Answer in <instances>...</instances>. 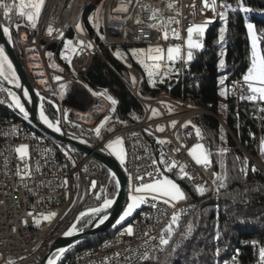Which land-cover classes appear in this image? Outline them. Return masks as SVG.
Listing matches in <instances>:
<instances>
[{
	"label": "built area",
	"instance_id": "2783aa9c",
	"mask_svg": "<svg viewBox=\"0 0 264 264\" xmlns=\"http://www.w3.org/2000/svg\"><path fill=\"white\" fill-rule=\"evenodd\" d=\"M200 1L139 0L137 3L136 0H132L129 3L128 0H45L35 29L22 25L17 31L16 24L13 26L23 68L34 86L56 102L64 128L67 125L69 128H85L94 132L100 121L113 112V106L106 99L110 95L104 89H90L81 80L92 58L94 56L103 58V48L133 78L136 76V71L130 70L122 60H117L111 54L112 49L113 51L122 49L133 58L132 50H146L150 45L155 46L157 43L165 48L170 44L182 43L173 39L171 33H169V41L159 40L158 33L148 27L149 23H153L149 20L151 11L142 5H149L151 9L163 8L168 3L176 5V10L181 13L176 17L180 24L173 27H178L181 36L186 37V28L193 23L202 24L208 19L213 23L217 19L211 10L201 14ZM19 2L20 0H15L17 8ZM122 3L129 11H114ZM91 4H94L91 11L93 17L99 10L101 18L100 25L98 29L96 28L97 35H94L90 23L93 32L89 33L83 21L87 6ZM190 5L195 7L191 8ZM167 15H175V12L166 11L165 16ZM137 19L144 23L137 24ZM78 24L83 31L77 28ZM49 27L53 29L51 36L48 35ZM61 33L63 36L60 35ZM100 35L105 38L100 39ZM154 36L157 39L154 40ZM67 40H72L74 44L83 40L86 43L90 42L93 47L79 55H74L70 50L65 49ZM62 55H67L70 62L63 59ZM170 63L165 61L159 71L169 70ZM54 66L58 69H54ZM190 71L191 62L186 64L177 60L171 64L168 77H158V85L167 84L171 87L178 81H183ZM52 75L61 79L55 80ZM130 85L128 86L130 91L143 107V119L135 124L113 120L110 123H112L111 129L114 130H108L100 137L94 132L95 142L92 143L99 149L105 150L106 144L114 137L123 138L126 156L122 169L127 180L128 194L131 193L130 185L134 186L137 183L130 182L129 175L135 176L151 170L152 161L159 160L161 152L169 162L175 161L178 166L186 165L185 170L193 179H185L194 190L197 185L205 186L207 190L204 195H199L195 191L197 197L211 194L215 190L212 165L206 170L203 166L195 165L188 155L189 149L197 142L209 152L204 132L198 127L202 138H197L192 127L193 116L187 114L185 109L180 115H172L168 112L171 108L168 104H179L181 107H187V104L172 98H169L168 103L158 97L143 98L137 94V80L135 84L133 81L130 82ZM241 91L244 95L249 94L242 76L239 75L229 82L226 92L238 105L242 101L239 98ZM93 93L104 95H93ZM262 107V104H258L256 112L250 117L255 124V132H251L250 135L254 140L255 151L260 147V140L264 139V111L260 110ZM152 109H156L161 115L159 119H151ZM189 121L191 124L184 127L183 125ZM173 122H176L175 127L172 126ZM160 124L164 125V132L158 131ZM103 131L104 129L101 132ZM158 139L166 143L160 144L157 142ZM21 145L28 146L29 155L26 160L30 175L25 174L24 162L15 151ZM176 148H180V151L175 152ZM244 153L264 174V164L248 152L244 151ZM100 174H102L101 167L97 162L87 156L77 157L65 144L48 137L19 116L0 86V264H8L9 261L12 264L39 263L52 241L74 224L81 205L92 196L91 182H96L95 191L102 187ZM166 174L179 177L178 168L174 169V173ZM152 203L149 198L130 220L129 224L134 227L133 235L126 234L125 226L117 227L96 243L75 247L60 264L143 263L145 260H139L138 257L145 251H148L149 255L154 252L152 249L158 246L160 232L170 222L173 212L179 214V221H182L194 206L192 201L178 202L174 208L163 204L153 207ZM29 212L32 215H29ZM49 212L57 215L46 222L39 224L35 222L38 216ZM24 221L28 223L25 224ZM145 232L148 233L147 236L144 235ZM151 237L157 239L152 240ZM253 242L245 240L242 243L243 246L249 244L252 253V259L245 264H260L261 245L255 241L254 246ZM238 252L239 250L224 264H239Z\"/></svg>",
	"mask_w": 264,
	"mask_h": 264
},
{
	"label": "trees",
	"instance_id": "16d2710c",
	"mask_svg": "<svg viewBox=\"0 0 264 264\" xmlns=\"http://www.w3.org/2000/svg\"><path fill=\"white\" fill-rule=\"evenodd\" d=\"M5 2L13 4L14 11L11 15V23H8L3 18V11L0 9L2 22L10 28L13 50L20 58L13 27L19 19L17 6L15 0H5ZM220 2L221 0H218V3ZM225 2L231 4L232 7H237L238 4V0H225ZM243 3L252 9L250 13L240 11L235 13L229 11L228 13L227 30L223 41L225 65L222 75L225 79V86L232 79L246 74L250 67L251 51L247 36V22L254 24L259 50L261 55H264V0H243ZM87 7L83 21L87 31L92 33L88 15L94 8V4ZM201 42L203 48L194 50L191 71L183 81H178L171 87L167 84L154 87L143 78L137 85V94L143 98H154L160 92H164L172 99L208 112L205 115L192 117L191 121L204 132L214 174H220L225 186L217 192L216 188L221 181H215V190L211 194L197 197L194 188L186 179L182 180L173 176L187 196V199L182 201H192L194 206L186 218L179 221V226L173 225L174 235L166 250L161 252L157 247L150 254L152 257L157 253L152 264H223L238 250L239 263L245 264L252 259V253L249 244L242 245L243 241L253 240L264 246V174L238 146L241 144L251 156L257 157L264 164V154L260 147L255 151L254 140L250 138L251 132H255V124L250 117L256 112L258 104L264 107V103L240 101L237 105L226 95L224 110L221 113L217 98L220 60L218 18L206 28ZM102 53L103 58L97 56L92 58L81 80L90 89H104L118 101L115 105V112L111 113L112 120L135 124L144 116L143 107L130 91L128 87L130 82L124 81V68L103 48ZM50 98L52 99L51 96ZM45 105L47 112L55 117L51 105L48 103ZM219 120L223 122L226 131ZM65 127L69 128L67 125ZM69 129L88 142H95L94 138L90 137L91 131L88 132L78 127ZM221 149L227 151L221 153ZM73 153L77 157H82L76 151ZM245 159L247 165L244 164ZM253 166L256 168L255 172L252 171ZM241 168H245V172H241ZM101 172L104 175V190L100 199H87L81 205L80 211L87 207H95L101 199L112 198L115 194L114 179L109 176L106 169L102 168ZM86 223L85 218L77 224V228ZM189 224L191 232H187ZM116 228L112 226L83 244L96 243ZM174 247L176 248L175 254L172 253ZM217 249L220 250L219 256H216ZM146 262L148 260L141 264Z\"/></svg>",
	"mask_w": 264,
	"mask_h": 264
},
{
	"label": "snow or ice",
	"instance_id": "6c2138e0",
	"mask_svg": "<svg viewBox=\"0 0 264 264\" xmlns=\"http://www.w3.org/2000/svg\"><path fill=\"white\" fill-rule=\"evenodd\" d=\"M129 3L132 2V0H128ZM137 3H139V0H136ZM45 5V0H20L18 8L16 9L18 11V15L22 18H25L28 22H30L31 27L33 29L37 26V21L41 15L42 9ZM147 10L151 11V15L149 17V20L153 23H149L148 27L153 29V31L158 33L159 40L162 41H169L170 36L169 33H171V37L175 40L182 41L181 44H170L167 45L166 48L164 46H161L159 43H157L155 46H149L146 50H132V56L134 59L137 60V63H139L145 70L146 75L149 79V82L153 84L154 78L156 77H168L171 72V64H174L177 60H181L184 63H190L194 58V50H201L203 48V44L201 42L202 37H204L206 28L209 23L212 22L211 19L206 20L202 24H196L193 23L191 26H188L186 28V37H182L180 30L178 27H173V25H179L180 21L176 17L179 16L181 13L176 10V5L173 3H168L163 8H156L151 9L149 5H142ZM189 7L194 8V5H190ZM0 9L3 11V18H5L8 23H11V15L14 11L13 4H9L5 2V0H0ZM211 10L214 14V16H219V18L224 21V27H221L219 30V41L222 43L225 40V33L227 30V22H228V13L229 11L235 13L237 11L244 12V13H250L252 9L248 6H246L243 3V0H238L237 7H232L231 4L225 2V0H221L220 3H218V0H202V8H201V14H204L205 11ZM114 11L119 12H128V7L124 6L123 3L119 8L114 9ZM175 12V15H167L165 16V12ZM130 18V17H129ZM90 20L93 21V27L98 29L99 21H100V13L99 10L97 11V15L95 17H90ZM137 24L144 23L140 19L136 20ZM22 27L20 24H16L15 28L18 31ZM77 28L83 31V29L80 28V25H77ZM246 28L248 31V35L251 37L252 42V51H251V66L247 69L246 74L242 76V80L244 82V85H246V90L249 93L248 95H244L243 91H241L240 94V100H247L249 102H260L264 103V55H261L257 48V36L254 31V24L251 22H248L246 24ZM0 31L8 37V40L11 42V32L10 28L8 26H5L3 24H0ZM53 29L49 27L48 29V35H52ZM63 36V34H60ZM105 37L103 35H100V39H104ZM147 38V37H146ZM153 39H157V37H153ZM93 45L90 42H85L83 40L77 41V43H73L72 40H67L65 43V49L70 50L74 55H79L81 52L85 51L86 49H91ZM116 55L119 57L120 53L117 52ZM221 59L219 60V66L221 68L225 65V59L223 58L225 53L221 52ZM62 58L65 60H69L70 58L67 55H62ZM171 62L169 65V70L161 72L159 71L161 65L165 62ZM151 62V63H148ZM131 67V65H129ZM11 70V77L7 74V71ZM0 77H2L4 80H8L10 83H15L16 87H20V84L18 83V78L15 76V70L13 69L12 62L8 59V56L5 53L4 47L0 46ZM57 80L61 79L60 77H56ZM133 84H135V78L133 77ZM163 79H161V83H163ZM221 85L225 84V80L221 79L219 82ZM235 87V85H234ZM9 96L12 98V101L14 103V106L19 109V111L24 115L25 118L28 117V112L26 111L24 104L21 103V100L18 96H16L14 93H12L9 90ZM24 96L28 97L29 93L27 90H24ZM63 92L61 95L63 96ZM227 92L221 91V96H226ZM93 95H104L102 93H93ZM107 100L111 102V105L113 106L112 111L115 112V105H117L118 101L111 96L106 97ZM191 107V105L189 106ZM261 111H264V107L260 109ZM153 115H157V110L152 109ZM40 119L43 121L44 124H46L49 128H53L54 131L59 132L60 128L58 126H54L53 122L49 121V119L45 116L44 112H40ZM110 120L109 116H105L103 120L100 121L99 125L94 129L95 135L97 137L101 136L102 129L106 128V125L108 124ZM58 123V122H57ZM123 123V121H121ZM176 122H173L172 126L175 127ZM188 124H191V122H187L184 127L188 126ZM192 127L195 129V133L197 138H202L201 131L198 127L195 125H192ZM107 130H114V129H107ZM158 131L163 132V127H158ZM254 135V134H253ZM179 139V137H177ZM158 143L164 144L166 141L164 140H157ZM184 145H181L183 147ZM106 148L110 150L111 154L116 157L117 160L120 161V163L123 165L125 164V150L123 148V138L116 137L112 140H110ZM260 149L262 154H264V139L260 140ZM15 151L19 153V156L21 160L24 162V172L25 174H29L28 171V165L26 157H28V146L27 145H21L20 147L16 148ZM175 152H179L180 148L174 149ZM226 149H221L220 152L224 153L226 152ZM188 155L192 158L195 165L203 166L206 170L211 166L212 160H211V154L204 149L203 145L199 142H197L191 149L188 151ZM239 159V158H237ZM244 164L247 165V160L245 159ZM151 170L145 171L142 174H137L135 176L129 175V181H135L134 186L130 185V191L131 194L129 195L130 202L126 204V208L123 210L122 215L119 216V218L116 220V224H121L123 221H125L128 217H130L133 212L139 208L142 204L148 202L149 198L151 199L152 206L157 207V204H163L168 205L171 207H175L176 203L186 200L187 196L184 193V191L181 189L179 184H177L173 179L169 177L166 173H174V169L178 168V175L180 179H193L192 176L185 170L186 165H177L175 161L169 162L168 159L165 158V154L161 152L159 160H153L152 165L150 166ZM241 172H245V168L240 169ZM252 171L255 172L256 168L255 166L252 167ZM19 175V171L17 173ZM115 174H113L114 176ZM215 181H221V183L216 188V191L219 192V189L221 187H224L223 180L220 176V174H214V182ZM119 185V182L117 181V186ZM97 185L95 181L91 182V189L93 190V194L95 195V189ZM206 188L204 185H197L195 187V191L199 195H204L206 192ZM97 199H100L98 196ZM114 203V199L112 198H103V202L100 206L94 207L91 209H88L86 212H81L79 216L76 218L77 223L81 222L83 219H87L88 223H92L95 220L96 226L99 227L100 225L104 224L106 220H108V213L106 212V209L111 208ZM29 215H32L31 212H29ZM57 213L49 212L47 215L43 216V219L45 221L51 220L53 217H55ZM179 214L173 212L170 222L166 225L165 228H163L160 232V235L158 237V249L159 251L163 252L166 250L167 246H169L170 241L172 240V237L174 235V229L173 225L179 226ZM37 224L40 223L39 220L35 221ZM25 224H27V221H24ZM77 223L72 224L71 228L65 232L66 236H72L77 232ZM115 226V225H113ZM15 231V229H13ZM187 232H191V225H188ZM126 234L131 236L134 234V227L129 224V226L126 228ZM145 236L148 235L147 232L144 233ZM152 240H156L157 237H151ZM217 239H219V236H217ZM256 242H253V245L255 246ZM177 247H179V244H177ZM155 251L156 249H152ZM67 251V249L60 248L55 253V259L58 260L60 257ZM172 253H176V248L174 247L172 249ZM119 255V254H117ZM220 255V250L217 249L216 256ZM153 257L149 255L148 251H145L142 255L138 257L139 260H150ZM23 259V257L21 258ZM126 259H130L129 257H126ZM158 259V258H157ZM259 259L260 264H264V246H261L259 248ZM8 264H12L11 261L8 262ZM47 264H55V260L48 259Z\"/></svg>",
	"mask_w": 264,
	"mask_h": 264
},
{
	"label": "water",
	"instance_id": "95a60500",
	"mask_svg": "<svg viewBox=\"0 0 264 264\" xmlns=\"http://www.w3.org/2000/svg\"><path fill=\"white\" fill-rule=\"evenodd\" d=\"M0 24H3L1 14ZM0 46L4 47L8 59L12 62L13 69L15 70V76L16 78H18V83L20 84V87H16L13 83H10L8 80H4L2 77H0V86L5 91L8 101L13 106L15 112L19 116L27 120L29 123L37 127L48 137L55 139L62 144H65L71 150L76 151L83 156H87L88 158L97 162L100 167L107 170L109 176L114 179L116 184V192L112 197V199H114V203L111 208L106 209V212L108 213V220H106L105 223L100 225L99 227L96 226L95 220L92 223H87L83 227L77 228V232L72 236L65 235V232H67L71 227L68 228L65 232H63L62 235L56 237L52 241V243L49 245L48 249L42 256L40 262L37 263L47 264L48 259H53L55 260V264H60L66 257V255L75 247L97 237L113 226L118 215L123 211L127 203L128 188L126 176L121 165L115 160L113 156H111L106 151L94 146L91 142H88L75 132L63 127L58 115V107L56 102L51 100L45 94H42L29 80L25 69L22 67L16 57V54L13 50L12 41L10 42L8 40V37L5 36L2 31H0ZM9 90L16 96H18L21 100V103L24 104V107L29 114L27 118H25L24 115L19 111V109L14 106L12 98L8 94ZM24 90L28 91V97L24 96ZM45 103L51 105L55 113V117H52L47 112L44 106ZM41 111L44 112L49 121L53 122L54 126H58L60 128L59 132L54 131L53 128H49L46 124L43 123V121L40 119ZM113 174L115 175L113 176ZM117 181L119 182L118 186ZM101 204L102 203H100L98 206H100ZM86 211L87 210L83 212ZM74 223H77V221L75 220ZM60 248L67 249V251H65L60 259L56 260L55 253Z\"/></svg>",
	"mask_w": 264,
	"mask_h": 264
},
{
	"label": "rangeland",
	"instance_id": "374dc122",
	"mask_svg": "<svg viewBox=\"0 0 264 264\" xmlns=\"http://www.w3.org/2000/svg\"><path fill=\"white\" fill-rule=\"evenodd\" d=\"M197 1V0H196ZM202 2V0L200 1V3ZM18 12V11H17ZM90 17H93V15H92V13L90 12V14L88 15V21H89V23L91 24V25H93V21H91L90 20ZM217 18H218V20H219V30H220V28L221 27H224V21H222L220 18H219V16H216ZM100 22H101V18H100V21H99V25H100ZM214 23V22H213ZM213 23H211V24H209L208 26H210V25H212ZM248 23V22H247ZM246 23V24H247ZM16 24H21V25H24V26H26V27H31V24H30V22H28L25 18H22V17H20L19 16V19H18V21L16 22ZM207 26V27H208ZM93 27V26H92ZM93 30H94V35H97V31H96V28H94L93 27ZM247 36H248V40H249V45H250V51H252V42H251V37L248 35V31H247ZM219 47H220V50H219V55L221 54V52H224V45H223V42L221 43L220 41H219ZM257 48H258V50H259V46H258V42H257ZM117 52H119L120 53V55H119V57L116 55V53ZM259 52H260V50H259ZM111 54L114 56V57H116V59L117 60H122L123 62H125V64L124 65H128V67H129V65H131V67H129L130 68V70H134V71H136L135 72V75L136 76H134V78H135V82H136V80H137V83L139 84L141 81H142V79L144 78V79H146L147 81H148V83L149 84H151V85H153L152 83H150L149 82V79H148V77H147V75H146V72H145V70H144V68L139 64V63H137V60L136 59H134V58H132V57H130L127 53H125V51H123L122 49H117L116 51H113V49L111 50ZM251 55V54H250ZM125 58V59H124ZM222 57H221V55H220V59H221ZM250 66H251V63H250ZM222 72H223V68H221L220 66H219V63H218V73H219V76H218V78H217V87H218V106H219V110H220V112L222 113L223 112V110H224V106H225V96H221L220 95V92L221 91H225V89H226V86H225V84L224 85H221L219 82H220V80L221 79H224V76L222 75ZM56 77H58V76H56V75H52V78L53 79H55V80H57L56 79ZM126 80L128 81V82H131L132 83V81H133V79H132V77H130L126 72H125V75H124V81L126 82ZM225 80V79H224ZM154 83H155V85H158V77H156V78H154ZM130 87H131V85H130ZM155 97H158V98H161L164 102H166V103H168L169 101H170V97L168 96V95H166L164 92H160L157 96H155ZM168 106H169V114H172V115H180V113H182V112H184L183 111V109H185L186 110V113L187 114H189L190 116H193V117H196V116H198V115H205V114H208V112H206L205 110H203V109H200V108H197V107H189L188 105H187V107H181V106H179V104H175V105H171V104H168ZM181 107V108H179V107ZM111 116V114L109 115V117ZM159 117H161V115H159V114H157V115H152L151 116V119L152 120H156V119H159ZM143 119V118H142ZM103 120V119H102ZM113 120H112V118L110 117V120H109V122H108V124L106 125V128L107 129H111L112 128V123H110V122H112ZM141 121V120H140ZM110 123V124H109ZM219 123L224 127V124H223V122L221 121V120H219ZM98 126V125H97ZM96 126V127H97ZM95 127V128H96ZM158 127H163L164 128V125L163 124H160ZM94 128V129H95ZM83 129H85V128H83ZM107 129H104V131L103 132H101V134H103V133H105L106 131H108ZM224 129H225V131H226V127H224ZM86 131H90V130H87V129H85ZM165 131V130H164ZM163 131V132H164ZM93 134H94V132H92L91 131V134H90V137L91 138H93ZM114 138H116V137H114ZM113 138V139H114ZM239 144V143H238ZM107 145V144H106ZM239 146V148H240V150L243 152V154L246 156V157H248L245 153H244V151L245 152H247V150H245L244 149V147L241 145V144H239L238 145ZM105 149H106V151H107V153H109L111 156H113L114 158H115V160L122 166V164L120 163V161L119 160H117L116 159V157L114 156V155H112L111 154V152H110V150L109 149H107L106 147H105ZM16 154H17V156H19V153H17L16 152ZM249 154V153H248ZM20 157V156H19ZM101 171H102V168H101ZM102 173V172H101ZM171 179H173L175 182H176V178H173V177H171V176H169ZM100 182H101V188L98 190V191H95V195L94 194H92V196L91 197H89V198H92L93 200H97V197L99 196H101V194L103 193V190H104V175L103 174H100ZM131 193H129L128 194V198H127V203H129L130 202V200H129V195H130ZM88 198V199H89ZM91 199V200H92ZM103 202V199H101V202L100 203H102ZM99 203V204H100ZM126 203V204H127ZM98 204V205H99ZM97 205V206H98ZM96 207V206H95ZM90 208H94V207H90ZM90 208H86V209H84V210H82V211H80V212H83V211H85V210H88V209H90ZM126 208V205H125V207H124V209ZM123 209V210H124ZM140 209V207L139 208H137L134 212H133V214L130 216V217H128L125 221H123L121 224H116L115 222H116V220L119 218V216L120 215H122V213H123V211L118 215V217H117V219L115 220V222H114V224L113 225H115V226H117V227H121V226H125L126 228L129 226V222H130V220L133 218V216L138 212V210ZM44 215H47V214H43V215H40V216H38L37 217V219L36 220H39L40 221V223L41 222H46L44 219H43V216ZM49 221V220H48ZM88 223V222H87ZM86 223V224H87ZM78 224V223H77ZM85 224V225H86ZM83 227V226H82ZM81 228V227H80ZM157 255V253L156 254H154V255H152V259H150V260H148V262H146L145 264H152L153 263V260H154V258H155V256ZM231 258V257H230ZM229 258V259H230ZM228 260V259H227ZM226 260V261H227ZM226 261H224V263L226 262ZM223 263V264H224Z\"/></svg>",
	"mask_w": 264,
	"mask_h": 264
},
{
	"label": "flooded vegetation",
	"instance_id": "af4514ba",
	"mask_svg": "<svg viewBox=\"0 0 264 264\" xmlns=\"http://www.w3.org/2000/svg\"><path fill=\"white\" fill-rule=\"evenodd\" d=\"M17 59L19 60V62H20V64L22 65V67H24L23 66V64H22V62H21V60L18 58V56H17ZM7 74L11 77V70H8L7 71ZM27 74V73H26ZM27 77H28V75H27ZM29 78V77H28ZM29 80H30V78H29ZM14 85H15V83H13ZM46 106V105H45ZM47 108V107H46ZM48 110V109H47Z\"/></svg>",
	"mask_w": 264,
	"mask_h": 264
},
{
	"label": "bare ground",
	"instance_id": "6f19581e",
	"mask_svg": "<svg viewBox=\"0 0 264 264\" xmlns=\"http://www.w3.org/2000/svg\"><path fill=\"white\" fill-rule=\"evenodd\" d=\"M54 69H56V70H57L58 68H56V66H54ZM129 85H130V84H129ZM209 153H210V151H209ZM172 177H173V176H172Z\"/></svg>",
	"mask_w": 264,
	"mask_h": 264
}]
</instances>
